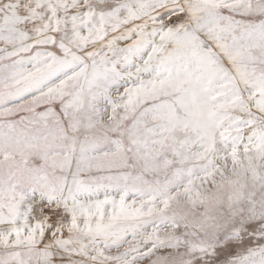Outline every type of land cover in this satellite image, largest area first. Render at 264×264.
I'll return each instance as SVG.
<instances>
[{"label":"snow or ice","instance_id":"obj_1","mask_svg":"<svg viewBox=\"0 0 264 264\" xmlns=\"http://www.w3.org/2000/svg\"><path fill=\"white\" fill-rule=\"evenodd\" d=\"M0 264H264V0H0Z\"/></svg>","mask_w":264,"mask_h":264}]
</instances>
